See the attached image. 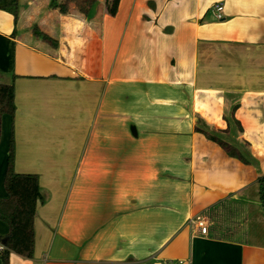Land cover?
Returning a JSON list of instances; mask_svg holds the SVG:
<instances>
[{
    "label": "crops",
    "instance_id": "crops-1",
    "mask_svg": "<svg viewBox=\"0 0 264 264\" xmlns=\"http://www.w3.org/2000/svg\"><path fill=\"white\" fill-rule=\"evenodd\" d=\"M53 1L0 9V199L12 142L45 198L9 264H264V0Z\"/></svg>",
    "mask_w": 264,
    "mask_h": 264
},
{
    "label": "trees",
    "instance_id": "trees-1",
    "mask_svg": "<svg viewBox=\"0 0 264 264\" xmlns=\"http://www.w3.org/2000/svg\"><path fill=\"white\" fill-rule=\"evenodd\" d=\"M98 0H64L62 3L54 2L62 13H67L70 4L74 3L77 9L88 16L92 7ZM121 0H105L106 10L110 15H116ZM19 0H0V9L8 11L14 15L18 12ZM57 3V4H56ZM35 34L44 39L55 41L45 33L34 28ZM56 44V43H55ZM16 111L15 84L0 82V137L2 116L6 113L14 115ZM208 137L222 146H229L218 136L206 130H202ZM232 156H238L244 162H249L243 154H237L234 148L230 149ZM260 202L264 210V175L259 178ZM5 187L8 197L0 199V218L8 223L9 231L0 237V242L4 249L1 251L2 264H9L11 252L21 256L32 258L35 250V217L39 202H44L45 198L40 187L39 175L36 173H18L14 169V146L11 143L8 168L5 177Z\"/></svg>",
    "mask_w": 264,
    "mask_h": 264
},
{
    "label": "built area",
    "instance_id": "built-area-1",
    "mask_svg": "<svg viewBox=\"0 0 264 264\" xmlns=\"http://www.w3.org/2000/svg\"><path fill=\"white\" fill-rule=\"evenodd\" d=\"M212 10L214 12V15L216 19L222 20L224 18V4L222 2L216 3ZM189 224L193 226L195 229L199 231L202 235H209L210 234V226H211V220L208 215L206 214H198L194 217H192L189 221ZM1 250L4 249L3 246L0 247ZM163 264V263H158Z\"/></svg>",
    "mask_w": 264,
    "mask_h": 264
}]
</instances>
